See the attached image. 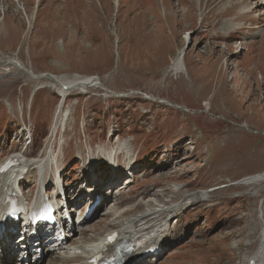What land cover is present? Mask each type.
Instances as JSON below:
<instances>
[{
    "label": "rangeland",
    "instance_id": "374dc122",
    "mask_svg": "<svg viewBox=\"0 0 264 264\" xmlns=\"http://www.w3.org/2000/svg\"><path fill=\"white\" fill-rule=\"evenodd\" d=\"M49 75L102 87L60 103ZM12 154L49 168L42 193L58 199L59 183L76 218L96 187L70 240L205 190L134 264H246L264 232V0H0V165ZM35 167L20 180L29 202Z\"/></svg>",
    "mask_w": 264,
    "mask_h": 264
},
{
    "label": "bare ground",
    "instance_id": "6f19581e",
    "mask_svg": "<svg viewBox=\"0 0 264 264\" xmlns=\"http://www.w3.org/2000/svg\"><path fill=\"white\" fill-rule=\"evenodd\" d=\"M249 12L243 11L242 12V16L246 15ZM9 62V61H8ZM12 66L16 67V63L11 62ZM19 67V66H17ZM22 69V68H21ZM28 70V69H27ZM26 71V70H25ZM28 72V71H27ZM31 74V73H29ZM32 76V74H31ZM36 76V75H34ZM39 77H33L32 79L37 81L40 79H43V76L37 75ZM47 76V75H46ZM36 78V79H34ZM47 78H49L50 80H52L54 83H58L59 85V92H60V98H61V102L60 103H64V98H67L68 95H65L66 92L75 89L78 90H85L88 89L90 87H92V85L96 86H101L102 84L100 83V81H97V79H88L87 77H79L76 81L74 80V83L72 84H68V83H63L60 82V80L57 77H53V76H48ZM67 87L66 89L62 88V87ZM34 101L35 96L32 98ZM8 106H10L12 108V105L10 102H8ZM62 106H60L61 108ZM32 106H30L29 111H31ZM58 116V115H57ZM56 116V119H57ZM67 119V115H65V120ZM114 154H117L116 152ZM111 157V156H110ZM115 155H113V159H115ZM37 165L36 170L38 171L39 174V178L35 181L32 182V184L34 185V189L36 188L37 184H38V189L39 192L36 195V198L34 200L33 203H39L40 201V197L43 196L42 193V189L45 186V180L47 177V174L49 172V168L46 169L43 165L41 164H30L28 163L25 159H22L18 166L9 170L7 173L3 174L2 176H0V223L2 222V220L4 219V216L6 215V205L4 203V199L6 194L8 193V191H12L14 189L13 185L15 182H17L18 186L21 187L23 184L22 182H19L18 180L24 176L25 174L29 173L31 168ZM90 165H92V163H90ZM57 168V166H55ZM60 178V176H59ZM260 179L258 180H249L247 181V184H258ZM96 188V187H95ZM94 188V189H95ZM20 192H21V197L19 198V202L21 203V205H23L24 207L26 206H30L32 205V203L30 204H26L24 201L26 200V198L28 196H30L29 194H24L23 190H21L20 188ZM96 194H98L97 192H95ZM59 191L57 193V195H59ZM208 193L204 190V191H198L192 195H187L185 196H181L182 197V201L177 204L176 206H170L168 208H160L158 206H156L155 209L153 210H149L150 208L147 207V209L145 211H143L142 214H139L137 216H132V218L130 219H123V221H121V223L117 224L116 227H114L111 232L109 233L110 236L112 234H116L117 239L119 241H124V242H130L136 246V245H140L139 248H137L131 256L128 257L126 263L127 264H133V262L139 260L141 258V256L144 255L145 250L154 247L156 249L157 246H159V248L161 247H165L166 242H167V238L168 235H166L165 238V226H166V220L164 219V217L168 216L167 213L169 212L170 209L174 208V211L177 210L178 212H181V208L180 206L183 205V203H185L187 200L191 199L193 201L196 202H204L207 201L208 198ZM180 197V198H181ZM79 203H81L84 200H78ZM63 208L64 206V202H61L60 204ZM158 205H161V202H159ZM61 208V209H62ZM176 213V214H177ZM24 214V213H23ZM22 214V216H23ZM109 214V213H108ZM175 214V215H176ZM79 219V218H78ZM24 220V219H23ZM80 221V219L78 220V222ZM24 225H27L26 220L23 221ZM80 226H78L79 228ZM65 229H67L65 227ZM262 230V229H261ZM66 231V230H65ZM79 235H84L85 233L82 230H77ZM77 231L73 232V235L71 236L72 238H75V233ZM169 231V230H168ZM64 232V231H63ZM261 233V232H260ZM40 235V234H39ZM41 236V235H40ZM47 236V234H46ZM65 237H67V235H65ZM25 239V244H28L30 242V238L28 236L24 237ZM40 239L38 240L40 242V245L42 246L43 243L46 242V240L48 239V242H51L53 238H50L47 236L46 237H39ZM106 235H104L103 238H96V240L91 241L90 243H82L79 242L78 240H70L65 238V241L63 243H60V245H58L56 247V250L59 252V257L56 259H52V257L50 255L47 256L48 258V262L47 264H65V262L70 261V260H74L76 261V264H87V262L92 259L94 256H96L97 253H101V252H105V253H111L113 251V246L106 244ZM260 244H259V252L253 257V258H249L247 263L249 261H254L256 264H264V232L263 234L261 233V237H260ZM73 246L72 248V253H66L67 247ZM4 247L5 245H3L2 247H0L1 249V261L3 262L2 264H18L17 261L15 262V260L11 257H4ZM12 251H16L14 250V247L12 246V244L9 245V249ZM26 256L28 257V253L31 251V248L26 246ZM24 251V252H25ZM24 252L21 253V255H24ZM23 257V256H22ZM17 260V259H16ZM44 260H41L35 264H43Z\"/></svg>",
    "mask_w": 264,
    "mask_h": 264
},
{
    "label": "water",
    "instance_id": "95a60500",
    "mask_svg": "<svg viewBox=\"0 0 264 264\" xmlns=\"http://www.w3.org/2000/svg\"><path fill=\"white\" fill-rule=\"evenodd\" d=\"M186 48H187V46H185V47H184V49L182 50V52H183V51H185V50H186Z\"/></svg>",
    "mask_w": 264,
    "mask_h": 264
}]
</instances>
